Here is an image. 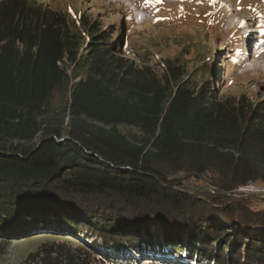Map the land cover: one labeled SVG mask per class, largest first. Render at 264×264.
Wrapping results in <instances>:
<instances>
[{"label":"trees","instance_id":"1","mask_svg":"<svg viewBox=\"0 0 264 264\" xmlns=\"http://www.w3.org/2000/svg\"><path fill=\"white\" fill-rule=\"evenodd\" d=\"M126 47L83 15L0 0V239L72 228L114 249L264 264V199L229 195L264 186V100L221 94L177 56L158 75ZM52 252L23 264H96Z\"/></svg>","mask_w":264,"mask_h":264},{"label":"rangeland","instance_id":"2","mask_svg":"<svg viewBox=\"0 0 264 264\" xmlns=\"http://www.w3.org/2000/svg\"><path fill=\"white\" fill-rule=\"evenodd\" d=\"M37 1L67 11L75 22L83 15L104 27H114L126 40L125 52L138 62L150 63L158 75L162 74L163 59L177 56L185 62L187 71L198 72L199 81L215 74V86L221 94L243 93L264 100V0H152L151 6L147 5L151 18L143 21L132 8H143L146 0ZM120 129L127 131L125 127ZM255 185L238 187L229 195L264 199V186ZM190 191L203 197L214 192L199 185ZM48 228L1 238L0 264H23L43 245L54 248L52 257L58 254L63 259L85 251L96 257V264L107 258L122 264H181L177 258L182 254L170 250L171 244L164 241V247L139 243L114 249L85 230ZM212 247L216 250L217 244ZM172 252L180 257L172 258Z\"/></svg>","mask_w":264,"mask_h":264},{"label":"bare ground","instance_id":"3","mask_svg":"<svg viewBox=\"0 0 264 264\" xmlns=\"http://www.w3.org/2000/svg\"><path fill=\"white\" fill-rule=\"evenodd\" d=\"M111 1H117V0H111ZM119 1H124V0H119ZM126 1V0H125ZM145 1V0H144ZM235 1H237V0H230L229 2H234L235 3ZM244 1V0H243ZM145 3H146V6H145V4L143 5V8H141V9H137L136 7H133L132 9H133V11H135L136 13H137V15L138 16H140V18H141V20L143 21V19L145 18V17H150L151 18V15L152 14H150L149 12H148V8H147V5H150L151 6V4H152V0H151V2L150 3H147L146 1H145ZM138 16H136V18L138 17ZM146 19V18H145ZM141 22V21H140ZM252 31H255V30H251L250 32H252ZM259 67L260 66H263V65H258ZM261 68V67H260Z\"/></svg>","mask_w":264,"mask_h":264},{"label":"built area","instance_id":"4","mask_svg":"<svg viewBox=\"0 0 264 264\" xmlns=\"http://www.w3.org/2000/svg\"><path fill=\"white\" fill-rule=\"evenodd\" d=\"M253 186H252V184H250V185L248 184V185H245V186H240L239 189H245V188L248 189V188L253 187Z\"/></svg>","mask_w":264,"mask_h":264},{"label":"snow or ice","instance_id":"5","mask_svg":"<svg viewBox=\"0 0 264 264\" xmlns=\"http://www.w3.org/2000/svg\"><path fill=\"white\" fill-rule=\"evenodd\" d=\"M146 2H147V3H150V2H151V0H146Z\"/></svg>","mask_w":264,"mask_h":264}]
</instances>
